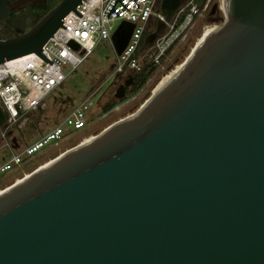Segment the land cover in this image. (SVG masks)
<instances>
[{"label": "water", "instance_id": "1", "mask_svg": "<svg viewBox=\"0 0 264 264\" xmlns=\"http://www.w3.org/2000/svg\"><path fill=\"white\" fill-rule=\"evenodd\" d=\"M80 2L1 38L0 64L30 52L53 63L43 45ZM213 12L140 108L0 191V264H264V0ZM134 28L118 25L117 55Z\"/></svg>", "mask_w": 264, "mask_h": 264}, {"label": "built area", "instance_id": "2", "mask_svg": "<svg viewBox=\"0 0 264 264\" xmlns=\"http://www.w3.org/2000/svg\"><path fill=\"white\" fill-rule=\"evenodd\" d=\"M114 1L81 0L76 8L82 13L81 16L73 10L67 13L63 21L66 28L59 27L43 45L42 52L53 63L46 61L36 52H30L0 64V116L4 115L0 123V150L8 151L0 164V176L20 169L25 156H32L46 145L62 139L68 130L67 127L78 130L87 127V112L95 105L92 97L100 87L71 108L62 123L56 124L31 142L22 145L13 134L14 130L23 129L30 120V113L42 109L48 95L64 84L67 78L65 65L78 67L101 40L113 44L112 35L117 29L118 20L132 22L135 28L128 45L117 55L113 76L126 71L139 73L143 70L141 44L144 34L156 30L158 23L164 21V27L152 43L155 54L151 59L158 65L176 44L182 32L195 21L196 16L209 7L212 0H206L201 9L195 4V0H184L171 17H167L161 9L162 0H135L139 2L138 8L134 0H122L128 10L122 1L117 0L114 9L118 15L111 11L107 17ZM181 14H184V18L178 23Z\"/></svg>", "mask_w": 264, "mask_h": 264}, {"label": "rangeland", "instance_id": "3", "mask_svg": "<svg viewBox=\"0 0 264 264\" xmlns=\"http://www.w3.org/2000/svg\"><path fill=\"white\" fill-rule=\"evenodd\" d=\"M216 2L217 0H212L209 7L196 16L195 21L182 32L176 44L166 53L163 60L158 63L156 70L147 78L148 80L136 93H132L130 90L131 86H129L124 97L120 99L115 97L116 90L121 83H124L130 77L129 73L132 71L112 75L117 64V54L110 41L101 40L78 67L73 68L71 64L65 65L64 71L67 74V78L64 84L48 95L46 104L43 105L42 109L30 113V120L24 121L26 125L23 129L14 130L13 134L17 136L22 145L31 142L52 128V126L48 128L45 125H51V119L55 120L56 124L62 123L67 113L60 111L62 107L69 104V112L71 108L81 102V99H84L94 89L100 87L99 91L92 97L95 105L87 112V127L78 130L69 126L62 139L46 145L32 156H25L24 164L20 169L0 176V189L18 181L25 174L61 154L64 150L84 142L87 138L96 136L104 128L140 108L154 89H156L159 82L163 79L162 77L168 73L177 56L184 50L196 27L205 18L213 15L211 11ZM204 3L205 0H195V4L200 9ZM120 23L121 21L118 20L116 27ZM160 33L163 34L164 31ZM154 54V44L145 45L141 49L142 59L145 63L150 61ZM109 103H114V106L108 110L103 109ZM44 125L47 129H45ZM7 153L6 149L0 150V164Z\"/></svg>", "mask_w": 264, "mask_h": 264}, {"label": "flooded vegetation", "instance_id": "4", "mask_svg": "<svg viewBox=\"0 0 264 264\" xmlns=\"http://www.w3.org/2000/svg\"><path fill=\"white\" fill-rule=\"evenodd\" d=\"M60 0H13L9 1L10 18L4 21L0 29V39L21 35V33L33 27L38 20L56 5ZM213 7L211 14H214ZM158 34V33H157ZM70 105L61 108V112H68ZM52 123L45 124L48 128L56 125V121L51 119ZM49 121V120H48ZM44 125V126H45ZM45 126V129H47ZM86 128V127H85ZM85 130V129H84Z\"/></svg>", "mask_w": 264, "mask_h": 264}, {"label": "trees", "instance_id": "5", "mask_svg": "<svg viewBox=\"0 0 264 264\" xmlns=\"http://www.w3.org/2000/svg\"><path fill=\"white\" fill-rule=\"evenodd\" d=\"M166 15H167V17H171L173 14L166 13ZM183 18H184V14H181L178 17V19H179L178 23H181L183 21ZM150 32H152V31L145 32L144 37L142 39L143 42L141 44V49L144 48L145 45H148V43L146 42L145 38ZM169 51H170V49H169ZM157 66L158 65L155 64V62L151 59L150 61H147L146 63L144 62V68L139 73H134V72L129 73V75L132 76L135 79V83L130 87V90L132 91V93H136V92L139 91V89L148 80L147 78L156 70ZM113 106H114V103H109V104H106L103 107V109L108 110V109H110ZM3 119H4V115H1L0 116V123H2Z\"/></svg>", "mask_w": 264, "mask_h": 264}, {"label": "bare ground", "instance_id": "6", "mask_svg": "<svg viewBox=\"0 0 264 264\" xmlns=\"http://www.w3.org/2000/svg\"><path fill=\"white\" fill-rule=\"evenodd\" d=\"M165 76L166 75H164L162 78V80L159 82V84H158V86L156 87V89H154V91L155 92H157L159 89H160V87H161V85H162V83H163V81H164V79H165ZM96 136H94V137H90V138H87V140H85L84 142H82V143H86V142H89V141H91V140H93L94 138H95ZM82 143H80V144H82ZM53 158H51V159H49L48 161H46V163H51L52 161H54V160H52ZM51 161V162H50ZM28 174V173H27ZM18 181H21L20 179H18Z\"/></svg>", "mask_w": 264, "mask_h": 264}]
</instances>
